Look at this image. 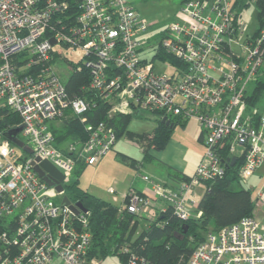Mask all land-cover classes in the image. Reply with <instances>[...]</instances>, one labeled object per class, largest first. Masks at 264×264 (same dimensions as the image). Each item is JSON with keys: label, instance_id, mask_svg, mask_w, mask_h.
Returning <instances> with one entry per match:
<instances>
[{"label": "built area", "instance_id": "obj_1", "mask_svg": "<svg viewBox=\"0 0 264 264\" xmlns=\"http://www.w3.org/2000/svg\"><path fill=\"white\" fill-rule=\"evenodd\" d=\"M239 1H185L154 34L155 22L130 0H0V107L20 117L30 144L22 145L26 156H20L0 133V264L104 261L93 248L90 211L76 214L62 198L78 163L95 165L118 137L99 121L87 124L85 141L57 144L50 122L72 114L87 123L92 107L68 92L56 70L63 58L72 68L90 70L89 87L108 101L110 115L154 111L172 124L200 123L204 152L193 175L170 186L142 174L151 194L131 189L113 199L135 218L153 220L169 209L180 219L200 216L198 189L207 181L236 164L240 179L264 169V112L249 104L264 66V28L249 31L238 16ZM65 50L81 56L73 62ZM35 157L63 173L64 191L39 176ZM255 199L264 205V184ZM257 212L207 232L186 264H264V222ZM121 250L126 264H151L129 246Z\"/></svg>", "mask_w": 264, "mask_h": 264}, {"label": "trees", "instance_id": "obj_2", "mask_svg": "<svg viewBox=\"0 0 264 264\" xmlns=\"http://www.w3.org/2000/svg\"><path fill=\"white\" fill-rule=\"evenodd\" d=\"M185 1L188 0H181V3ZM252 4H255L257 9V27L254 32L258 33L264 28V0H256L254 3L240 0L237 5L238 16L243 17L245 10ZM158 56L168 59L174 65L182 62L166 53L164 55L163 52H160ZM72 69L66 81L68 92L71 96L87 98L91 101L92 107L87 112V123L69 113L70 115L62 118L61 125L50 124L59 146L71 141H85L89 136L87 124L104 121L114 128L118 138L126 135L138 143L145 151V158L150 159L151 149H163L172 136L174 126L183 125L188 121L176 120L171 127L162 123L160 118L152 131H133L128 128L132 113L118 112L110 115L108 101L89 87L90 70L76 65ZM263 97L264 66L249 96V104L256 105ZM15 127H21L20 117L0 107V133L3 135ZM86 166L79 162L74 174L80 175ZM238 171V164L228 166L225 175L205 183L204 192L198 202L200 216L180 219L169 209L167 212L160 213L156 219L148 220L147 225H142V220L121 210L119 203L90 193L80 186L78 177H73L65 186L64 195H67L72 202H82L90 211L89 229L92 233L93 248L99 249L104 259L118 254L125 261L126 257L121 248L129 246L146 256L151 264H186L197 244L205 239L207 232L232 224L244 216H253L257 212L256 199L252 191L235 186L236 182L240 181ZM188 177L178 179L181 181ZM4 228V223L0 220V231Z\"/></svg>", "mask_w": 264, "mask_h": 264}, {"label": "rangeland", "instance_id": "obj_3", "mask_svg": "<svg viewBox=\"0 0 264 264\" xmlns=\"http://www.w3.org/2000/svg\"><path fill=\"white\" fill-rule=\"evenodd\" d=\"M138 9V11L146 17L149 21H154L155 24L152 26L151 30L154 34L162 30L167 23L172 21L179 15V8L182 5L181 0H130ZM257 9L255 4H252L244 12V20L247 22L249 31H254L257 27L256 19ZM64 56L67 59H73V62L81 56L80 52H71L65 50ZM56 70L63 82H66L71 75L73 69L66 59H61L56 64ZM255 87V85H254ZM254 89V88H253ZM261 112H264V97L260 99L256 104ZM66 116L57 118L51 123L56 125H61L63 119ZM160 119V114L154 111H147L146 114L132 113V118L129 123V128L137 131L144 132L153 130ZM200 128V123L198 120L191 118L188 120L186 125H177L173 132L177 137H181L185 140L191 141L189 135L190 132H194L192 136H195L197 129ZM16 142L10 140L16 148V152L20 156H26V152L22 145L29 146L28 140L20 132L16 137ZM22 140V141H21ZM27 142V144H24ZM191 147L193 145L190 143ZM204 150V149H203ZM193 152L189 154L190 159L194 155ZM113 157L114 160L109 159ZM145 156V151L143 148L135 141L128 138L126 135H122L117 139L113 150L108 156L103 158L99 163L95 165H87L83 172L79 175H71V178L78 177L79 184L83 188H90L96 191L97 195L103 196L113 200L116 198H121L125 193L128 192V185L130 183L131 177L136 176L138 180L145 182L140 174L136 175L137 170L131 164L133 160L137 162L143 160ZM104 160V161H103ZM104 162V163H103ZM100 165V166H99ZM192 165L190 164V167ZM264 184V173L263 170L257 171L254 175L246 179H240L236 182V187H244L252 191L253 196L256 198L257 190ZM204 192V187H199L197 198L200 199ZM59 201L60 198L58 197ZM257 218L264 222V205L257 206L256 209ZM145 222V220H142ZM212 226V225H211ZM126 261V259H125ZM120 255H111L104 259L103 264H126Z\"/></svg>", "mask_w": 264, "mask_h": 264}, {"label": "crops", "instance_id": "obj_4", "mask_svg": "<svg viewBox=\"0 0 264 264\" xmlns=\"http://www.w3.org/2000/svg\"><path fill=\"white\" fill-rule=\"evenodd\" d=\"M187 122L188 121H186L185 124H183L182 126L186 125ZM194 132L189 133L191 141H188V139L185 140L181 137H177L176 135H174L173 132L171 138L163 149H151L150 159H146L144 156L143 160L139 162L133 160V164L131 165L134 166L137 170L136 175L147 174L152 176L157 181L170 186H175L179 182L178 178L193 175L204 152V145L202 142V128H198L195 133V136H192ZM190 143L193 145L194 148L191 147ZM111 151L108 154H110ZM191 152H193L192 155H194L192 159H190L189 157V154ZM108 154H106L103 158L108 156ZM109 159L114 160L112 156L109 157ZM135 161L136 163H134ZM190 164L192 165L191 167ZM138 179L139 178H137L136 176L131 177L130 183L128 185V191L133 189L146 194H151L150 186L148 185V183L143 182L142 180L139 181ZM86 190L98 197L110 200L109 198H105L106 196L103 197L97 195L96 191L90 188ZM120 202L121 199L117 203ZM141 223L142 225H146L147 221Z\"/></svg>", "mask_w": 264, "mask_h": 264}, {"label": "water", "instance_id": "obj_5", "mask_svg": "<svg viewBox=\"0 0 264 264\" xmlns=\"http://www.w3.org/2000/svg\"><path fill=\"white\" fill-rule=\"evenodd\" d=\"M52 42L55 43V40L52 39ZM162 123H165L167 125H170L173 127L174 124L170 122L169 119L167 118H162L161 119ZM175 128V126H174ZM22 131V127H15L7 132H5L4 136L13 142H16V136ZM28 153H32L30 149H26ZM236 161V158H232L231 160V165H233ZM32 165L36 172L39 174L41 178H43L48 185L54 186L55 189L58 192L64 191V186L62 184L64 180V175L63 173L48 159H42L41 157H35L34 160H32ZM62 202L64 204L69 205V207L76 213L79 214L81 211L87 212L88 208L80 201L77 202H72L71 199L67 196L64 195L62 198Z\"/></svg>", "mask_w": 264, "mask_h": 264}]
</instances>
